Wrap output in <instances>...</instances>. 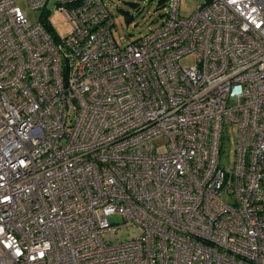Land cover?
<instances>
[{
	"label": "built area",
	"instance_id": "built-area-1",
	"mask_svg": "<svg viewBox=\"0 0 264 264\" xmlns=\"http://www.w3.org/2000/svg\"><path fill=\"white\" fill-rule=\"evenodd\" d=\"M17 1L0 0V264H264V0H165L125 43L104 0H54L64 36Z\"/></svg>",
	"mask_w": 264,
	"mask_h": 264
},
{
	"label": "rangeland",
	"instance_id": "rangeland-1",
	"mask_svg": "<svg viewBox=\"0 0 264 264\" xmlns=\"http://www.w3.org/2000/svg\"><path fill=\"white\" fill-rule=\"evenodd\" d=\"M109 8L114 24L112 33L118 42H127L144 35L148 29L157 26L163 19L166 11L165 0H104ZM197 0H180L179 12L182 15L191 14L196 6ZM17 4L27 13L30 22H39L42 10L30 9L25 0H18ZM46 9L50 12L49 19L55 31L61 35H67L70 26L66 19L56 13L54 0L46 3ZM128 19H126V17ZM183 63H191V59H184ZM236 129L234 125H225L223 130L222 146L219 162L227 169L233 159ZM165 146L159 142L158 149L162 151ZM228 199V198H227ZM119 219V217H117ZM137 230L133 227L123 228L118 232L119 239H127L135 236Z\"/></svg>",
	"mask_w": 264,
	"mask_h": 264
},
{
	"label": "trees",
	"instance_id": "trees-1",
	"mask_svg": "<svg viewBox=\"0 0 264 264\" xmlns=\"http://www.w3.org/2000/svg\"><path fill=\"white\" fill-rule=\"evenodd\" d=\"M48 14H49L48 12L43 11L41 16H40V22L48 32L53 33L54 29H53V26L51 25V23L49 22ZM125 17H126V19H128L127 16H125Z\"/></svg>",
	"mask_w": 264,
	"mask_h": 264
},
{
	"label": "water",
	"instance_id": "water-1",
	"mask_svg": "<svg viewBox=\"0 0 264 264\" xmlns=\"http://www.w3.org/2000/svg\"><path fill=\"white\" fill-rule=\"evenodd\" d=\"M67 78H68V67H67L66 73H65V83L67 82Z\"/></svg>",
	"mask_w": 264,
	"mask_h": 264
}]
</instances>
